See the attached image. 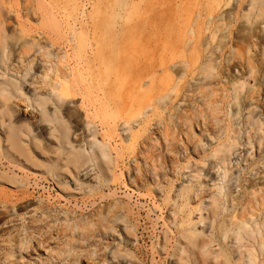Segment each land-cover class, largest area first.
Here are the masks:
<instances>
[{"label":"rangeland","instance_id":"374dc122","mask_svg":"<svg viewBox=\"0 0 264 264\" xmlns=\"http://www.w3.org/2000/svg\"><path fill=\"white\" fill-rule=\"evenodd\" d=\"M0 264H264V0H0Z\"/></svg>","mask_w":264,"mask_h":264},{"label":"bare ground","instance_id":"6f19581e","mask_svg":"<svg viewBox=\"0 0 264 264\" xmlns=\"http://www.w3.org/2000/svg\"><path fill=\"white\" fill-rule=\"evenodd\" d=\"M42 111H43V113L45 115L47 114L45 108ZM63 132H64L65 136L68 135V130L66 128H63ZM73 156H74V160H75L76 163L80 162V161H82L84 159V155L81 152H76V153L73 154Z\"/></svg>","mask_w":264,"mask_h":264}]
</instances>
